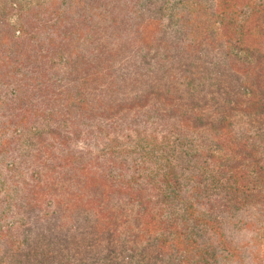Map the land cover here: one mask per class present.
Masks as SVG:
<instances>
[{"label": "rangeland", "instance_id": "rangeland-1", "mask_svg": "<svg viewBox=\"0 0 264 264\" xmlns=\"http://www.w3.org/2000/svg\"><path fill=\"white\" fill-rule=\"evenodd\" d=\"M72 1L58 0L49 23L45 21L49 12L41 7L42 0H27L19 11L7 10L1 15L7 17V25L0 24V125L5 126L8 117L11 122L10 126H0V192L9 189L13 200L18 197L12 192L19 193L33 171L54 172L81 185L86 164L96 171L94 167L103 163L101 157L95 160L98 153L92 152L100 133L91 122L86 123L82 117L85 107L75 98L69 103L73 123L64 116L63 120H54L44 115L40 129L27 139L12 127L13 121L20 125L19 108L24 103L23 99L17 101L15 88L25 82L38 83L39 75L48 68L42 58L49 50L52 54L48 48L58 45L57 52L69 58L60 49L62 43L68 44L77 37L76 33L83 35V17ZM137 1H113V13L120 21L114 28L115 40L121 49L114 65L116 74L122 73L121 69L127 72L130 89L141 102L146 97L147 106L134 108L123 126L109 135L108 142L115 149L132 147L127 153L112 151L116 160L132 158L123 165L118 161L113 171H123L124 179H129L128 173L134 175L132 186L142 189L145 201L156 204L163 200L161 178L174 168L182 196L196 186L192 198L194 216L203 225L208 219L222 224L214 237L199 232L207 243L206 249H211L209 242L213 243L211 255L204 252L203 257L211 264H240L241 259L244 264H264V202L255 207L240 204V209H228V126L232 119L237 122L229 132L232 141L242 138L249 155L255 153L254 157L264 159V0H153L142 12L137 10ZM67 15L77 18L73 33L59 24L58 18L65 19ZM23 19L24 29L31 33L25 44L24 32L16 30ZM148 22L151 26L143 29ZM79 40L74 42L73 56L82 51ZM129 41L131 48L123 50ZM63 65L58 62V76L63 74ZM139 72L143 74L141 81L135 79ZM32 101L36 103L35 97ZM240 117L244 118L239 120ZM88 126L93 137L90 143L84 140ZM52 131L58 134L55 142L57 136L53 137ZM256 132L260 133L258 137ZM86 143L90 145L86 147ZM254 159L242 160L237 167L256 170L252 166ZM219 232L223 236L218 240L226 243L224 249L216 245Z\"/></svg>", "mask_w": 264, "mask_h": 264}, {"label": "trees", "instance_id": "trees-1", "mask_svg": "<svg viewBox=\"0 0 264 264\" xmlns=\"http://www.w3.org/2000/svg\"><path fill=\"white\" fill-rule=\"evenodd\" d=\"M26 1L0 0V24L7 25V17H2V14L7 10L19 11ZM46 1L42 0L41 7L49 12L45 20L49 23L53 21L50 17L54 13L52 7L58 0H48L50 5H45ZM113 1L73 0L72 3L79 6V13L83 17V35L81 33L78 36L76 33L77 37L70 39V33H67L70 41L68 44L63 42L60 49L70 57L57 52L58 45L48 48L52 54L49 50L48 55H42V58L45 57L44 62L48 65L46 72L52 70L51 73L39 75L38 83L34 85L25 82L23 86L15 88L17 101L23 99L24 102L19 108L20 125L12 122L15 132L27 139L40 129L44 115L49 116V119L63 120L64 116V119L74 121L69 103L75 98L81 107H85L86 113L81 116L100 133L95 138L92 152L98 153L94 159L101 157L103 163L98 161L100 166L94 167L96 171L86 164L88 169L84 167L82 170L81 175L85 178L81 185H74L71 178L64 180L54 172L33 171L23 189L19 193L12 192L17 194V200L9 196V189L2 190L0 264H211L202 254H210L213 243L209 242L211 249H206L207 243L199 232L202 235L210 233L214 237L221 230L222 224L216 219H208L206 225H203L194 216L195 202L192 198L195 185L186 191V197L182 196L178 173L173 168V171L166 172L161 178L164 186L161 188L163 200L152 204L145 201L147 199L142 195V189L132 186L134 175L128 173L129 179H124L122 177L126 174L123 171L118 174L113 171L118 161L123 165L132 158L116 160L112 151L127 153L132 147L123 145L115 149L108 142L109 135L123 126L125 120L133 115L134 108L147 106L146 97L141 102L139 95L130 89L131 77L127 76V72L121 69L122 73H115L114 62L121 49L115 40L117 35L114 28L120 25V21H116L113 13ZM152 1L138 0L137 10L144 11ZM161 7L160 3L158 10ZM64 17L58 18L59 24L63 23L67 31L72 29L73 33L78 25L77 18L73 19L69 15ZM106 19L108 21L104 24ZM19 24L21 26L16 30L24 32L22 43L25 44L31 33L24 29L25 19ZM150 26L148 22L142 28ZM66 36L64 39H67ZM77 39H80L78 42L81 41L83 48L73 56ZM130 48L129 41L123 50ZM58 62H64L61 76L55 72ZM135 79L141 81L143 74L137 73ZM34 97L36 103L32 101ZM239 98L237 96L240 101ZM58 105L61 106L59 110ZM8 122H11L9 117L7 124L4 126L1 123L0 126H10ZM234 123L237 125L236 120L232 119L231 126H228V195L231 193L228 209H240V204H253L255 207L264 202V192L260 191L264 190V159L261 156L254 157L255 153L249 155L242 138L232 141L229 132H233ZM249 123L246 121V124ZM259 132L255 133V137L259 136ZM57 135L52 131L53 137ZM54 138L55 142L58 136ZM92 138V129L88 126L84 140L90 143ZM89 145L86 143V147ZM248 158H257L252 162L256 170L237 167ZM167 163L169 166V161ZM129 167L133 169L135 166ZM41 173L43 177L39 178ZM261 211H264L263 207ZM261 230L264 232V223ZM220 235L223 236L219 232L216 245L224 249L226 243L218 240ZM205 238L213 239L212 236ZM240 264H244L242 259Z\"/></svg>", "mask_w": 264, "mask_h": 264}]
</instances>
